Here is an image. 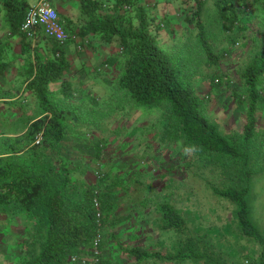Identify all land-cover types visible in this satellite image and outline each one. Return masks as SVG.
<instances>
[{"label":"trees","instance_id":"1","mask_svg":"<svg viewBox=\"0 0 264 264\" xmlns=\"http://www.w3.org/2000/svg\"><path fill=\"white\" fill-rule=\"evenodd\" d=\"M159 2L116 0L104 6L102 0H83L89 23L79 33L68 30L83 36L82 46L101 42L112 50L90 68H73L65 46L45 33L42 41L50 49L41 55L21 30L28 9L8 2L9 28L27 40L30 56L21 78L33 101L15 99L21 86L0 93L4 106L21 111L15 118L0 113V228L5 233L15 224L25 228L0 264H244L251 259L248 254L242 261L226 260L218 243L191 224L193 210L179 207L171 193L156 196L153 181L143 180L152 170L143 158L116 160L110 146L120 128L110 126L122 109L160 112L162 143L188 151V173L234 205L241 235L262 248L260 260L249 263L264 264V232L253 215L256 177L264 171V0H165L182 9L161 15L153 11ZM250 9L260 20L252 38L240 25ZM164 30L170 33L167 40ZM248 41L233 92L244 125L226 131L209 115L207 101L230 82L222 61ZM196 78L209 81L207 96ZM144 152L146 160L153 159L151 151ZM183 187L194 195L193 185ZM148 206L156 210L155 227L173 238L167 248L126 245L117 234ZM113 241L125 259L108 253Z\"/></svg>","mask_w":264,"mask_h":264},{"label":"rangeland","instance_id":"2","mask_svg":"<svg viewBox=\"0 0 264 264\" xmlns=\"http://www.w3.org/2000/svg\"><path fill=\"white\" fill-rule=\"evenodd\" d=\"M141 1L144 3L149 2V0ZM165 3V0H162L153 11L161 15L167 10H170L169 13L174 14L176 11L182 9L178 3V5L172 3L169 6ZM247 11L248 13L244 15L240 25L242 33L252 38L260 24V20L256 15V11H253V9ZM176 18L177 16L175 20ZM161 36L163 40H167L168 37L170 38V33L165 31L161 33ZM225 43L221 41L220 45ZM250 45L251 41H248L247 44L245 43L244 46L238 45L232 52V55L222 61L221 66L225 73L228 74L230 82L223 83L220 88L211 92V98L207 101L209 115L219 121L226 131L241 130L244 125L245 113L242 110V104L236 101L233 92L240 84L237 68L243 61L244 54ZM105 56L99 57L97 55L95 65L102 64ZM90 67L92 66H86L85 68ZM206 78L209 79V77ZM196 80L200 93L207 96L210 90L208 88L209 81L207 80V82L200 78H196ZM82 97L83 95H80L81 100L83 99ZM117 116L118 120L112 121L110 126L112 129L120 128L119 136L116 137L110 146V151L116 156V160H126L128 163H136L137 160L139 161V157L143 158L142 160L145 161L143 163H148L149 168L152 169L143 176V180L153 181L156 188V196L171 193L173 201L179 207L193 210L192 216L196 219L191 224L198 228L202 234L207 235L210 242L218 243V247L224 252L223 257L226 260L234 258L242 261V259H246L247 255L250 254L251 259L249 261L245 260L244 264H250L251 260L252 262H258L261 258L262 248L257 242L249 241L247 237L241 235L236 224L234 205L226 199L213 196L210 189L204 185L202 180L194 179L192 174L188 173L187 169L184 168L186 160L190 161L188 151L182 149L178 144L162 143L157 130V124L160 122V112L156 110L143 114L139 110L130 111L122 109ZM144 151L146 153L147 151H151L153 159L146 160L148 156ZM132 154L137 155L138 158L135 157V161L131 162L129 159ZM90 177L93 178L94 175L90 174ZM182 184L190 189V185H193L197 193L195 191L193 195L190 190V197L189 194H186L187 190L184 189V185ZM130 192L135 191L131 189ZM255 192L259 194V199L255 202L253 215L264 232V171L256 177ZM147 193L152 195L153 192L149 191ZM185 196H188L189 199H185ZM155 220L156 210L152 206L140 208L133 223L126 225L124 229H120L117 234L122 243L126 245L138 243L156 249L167 248V245L170 246L173 242V238L158 230L154 225ZM24 232L25 228L17 224L11 226L6 233L0 228V263L4 262L10 252L16 248L15 243L22 238ZM158 241L163 246L158 244ZM111 246L112 250L108 252L110 255L125 259L124 255H121L120 250L117 248L115 241L111 242Z\"/></svg>","mask_w":264,"mask_h":264},{"label":"crops","instance_id":"3","mask_svg":"<svg viewBox=\"0 0 264 264\" xmlns=\"http://www.w3.org/2000/svg\"><path fill=\"white\" fill-rule=\"evenodd\" d=\"M37 0H0V93L3 95L4 89L23 87L21 93L15 96V99H23L24 103H31L33 101V94L31 91H24L27 82L23 81L21 75L25 73L26 69V57L30 56L29 51L26 48V41L20 32L13 33L9 28V23L13 20V15L10 14L8 2H12L15 7L23 9L29 8L30 5ZM104 6L112 5L116 0H102ZM54 7L58 10L62 21L67 28L72 32L79 33L81 29H85L84 26L89 23V18L86 13L83 12V0H52ZM15 16H17L15 14ZM43 31L38 33L37 41L35 42V49L43 56H46L49 52L50 45L42 41L44 37ZM89 36V35H88ZM94 34L90 33V39L94 38ZM79 40L82 37L78 34ZM77 40H70L64 47L66 58L69 60L72 67L81 66H93L95 65L96 56H105V58L111 54V46L104 43L92 42V44L84 45ZM33 45V44H32ZM35 49L33 51H35ZM32 51V52H33ZM34 53V52H33ZM32 54V53H31ZM34 57V54H32ZM104 58V59H105ZM103 59V60H104ZM3 72V73H2ZM88 87L93 86L90 81L86 82ZM4 100V99H2ZM0 101V113L6 112L10 117H18L20 115L19 109L14 107L10 109L4 106V101ZM12 114V115H10Z\"/></svg>","mask_w":264,"mask_h":264},{"label":"built area","instance_id":"4","mask_svg":"<svg viewBox=\"0 0 264 264\" xmlns=\"http://www.w3.org/2000/svg\"><path fill=\"white\" fill-rule=\"evenodd\" d=\"M39 29H42L45 34L62 46H66L70 40H79L78 35L71 33L65 26L52 0H37L29 6L26 12L21 30L33 45L37 41ZM39 140L40 137L37 138V142ZM98 240L95 242L96 244Z\"/></svg>","mask_w":264,"mask_h":264}]
</instances>
